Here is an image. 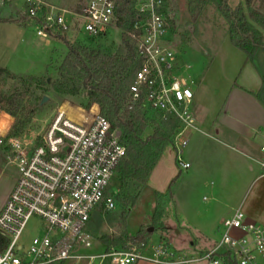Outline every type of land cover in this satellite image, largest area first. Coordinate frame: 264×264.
<instances>
[{
    "label": "built area",
    "instance_id": "1",
    "mask_svg": "<svg viewBox=\"0 0 264 264\" xmlns=\"http://www.w3.org/2000/svg\"><path fill=\"white\" fill-rule=\"evenodd\" d=\"M121 2L79 0L77 8L71 10L42 0H26L27 16L37 35L46 39L68 33L74 26L79 32L83 29L87 38L98 39L120 28L117 12ZM131 2L135 20L129 35L141 65L130 86V100L136 103L143 98L151 110L178 120L173 140L176 163L180 170L188 169L190 163L184 160L182 147L197 130L191 110V65L180 61L173 47L167 0ZM75 108H79L78 113ZM6 136H0V144ZM40 139L30 145L18 137L8 138L13 154L8 160L17 166L18 177L0 207V264H136L141 260L158 264L202 260L206 264H264V224L248 222L240 208L222 220L216 244L192 258L152 240L93 252L87 225L101 203L109 209L115 207L114 199L106 194L126 153L121 132L112 129L97 103L84 106L66 101ZM34 216L43 221V231L25 246L22 236Z\"/></svg>",
    "mask_w": 264,
    "mask_h": 264
},
{
    "label": "rangeland",
    "instance_id": "2",
    "mask_svg": "<svg viewBox=\"0 0 264 264\" xmlns=\"http://www.w3.org/2000/svg\"><path fill=\"white\" fill-rule=\"evenodd\" d=\"M42 1L71 10L76 9L79 2ZM228 4L232 8L242 5L248 16L245 0H228ZM252 7L264 14V0H253ZM167 8L173 47L180 61L191 65L190 73L194 81V73L205 77L204 96L210 102V108L217 109L222 100L221 94L242 67L244 52L233 45L229 23L215 1L207 2L197 17L188 0H167ZM27 11L26 0H0V20H14L0 23V67L14 75L0 77V90L5 96L15 94L22 98L16 110L17 118L12 116L13 124L16 121L15 128L12 131V124L0 144V207L7 200L18 177L17 166L7 162L8 157H13L8 138L18 137L30 145L37 144L58 108L66 101L76 105L88 104L83 91L78 95H64L51 90L48 84L57 78L60 64L68 51L65 40L109 53L116 52L122 44L121 28H114L98 39L87 38L83 29L79 32L77 26L61 36L49 39L40 37L33 21L28 20ZM46 95L49 99L42 104L41 100ZM153 129L154 125L151 124L144 136ZM191 148V141L182 147L184 159L190 156ZM162 158L160 167L148 179L128 216L121 202L125 189L118 176L114 175L106 198H113L115 207L106 208L103 202L93 212L87 225V232L93 241H101L106 234H119L122 231L135 234L141 228H148L151 234H148L147 240H152L153 244H165V247L185 258L198 256L216 244L222 233L219 219L231 211L233 204H225L226 199L221 195L223 191L214 188V181L207 176L208 172L204 180L193 174L191 167L180 172L173 144L167 147ZM170 173L173 174L168 177ZM138 187L132 182L126 184V190L133 195L139 190ZM159 213L160 217L155 221L154 216ZM123 217H126L125 222ZM42 231L41 218L32 217L22 236V243L27 246ZM187 264H206V261Z\"/></svg>",
    "mask_w": 264,
    "mask_h": 264
},
{
    "label": "trees",
    "instance_id": "3",
    "mask_svg": "<svg viewBox=\"0 0 264 264\" xmlns=\"http://www.w3.org/2000/svg\"><path fill=\"white\" fill-rule=\"evenodd\" d=\"M209 1L211 0H188L195 17ZM212 1L216 2L218 9L229 23L233 45L242 50L247 59H256L260 52H264V34L249 20L250 18L264 29V14L252 7L253 0H245L248 16L242 5L232 8L228 0ZM117 14L118 25L123 30L121 47L116 52L109 53L90 45L71 44L65 40L68 51L60 64L57 78L48 84L51 90L59 94L78 95L83 91L88 99L87 105L97 103L101 113L110 121L112 129L121 132L120 140L125 146L126 153L118 163L115 175L125 189L121 202L126 207L128 216L159 158L166 147L173 144L178 120L171 115L163 117L162 114L151 110L143 98L136 103L131 102L130 86L141 65L135 42L129 35L135 20L131 0H122ZM1 21L14 22L12 19ZM10 76L14 77L8 69L0 67L1 78ZM258 97L264 104V74ZM21 102L22 98L19 96L15 94L5 96L3 90H0V109L7 114L17 118L16 110ZM74 112L78 113L79 108H75ZM2 117L0 115V134L8 130L11 122L10 116L2 115ZM151 124L154 125V129L144 136ZM15 125L16 121L12 131ZM11 135L14 134L11 132ZM129 182L139 186V190L134 195L126 190V184ZM158 217L160 213L155 214L154 220L157 221ZM125 220L126 217H123V222ZM148 234H151L148 228H141L133 235H129L126 231L106 234L101 237V241L108 248L125 247L130 241L135 243L147 241Z\"/></svg>",
    "mask_w": 264,
    "mask_h": 264
},
{
    "label": "crops",
    "instance_id": "4",
    "mask_svg": "<svg viewBox=\"0 0 264 264\" xmlns=\"http://www.w3.org/2000/svg\"><path fill=\"white\" fill-rule=\"evenodd\" d=\"M4 22L10 21L0 20V23ZM252 23L264 34V29ZM263 74L264 53L260 52L253 60L245 55L241 69L221 94L218 108L212 110L204 96L205 77L194 73L191 110L197 132L191 134L186 142L191 141L192 148L190 156L184 160L190 163L193 174L199 179L204 180L208 172L207 176L214 181V188L223 191L221 195L226 199L225 204H233L231 211L219 219V224L237 208L245 213L248 222L264 224V104L258 97ZM0 115L8 114L0 110ZM8 116L11 117L8 130L0 136H6L13 124V117ZM163 154L149 179L160 167ZM133 234L129 232V235ZM106 249L108 247L102 241H93V252L100 253ZM136 264L158 263L141 260Z\"/></svg>",
    "mask_w": 264,
    "mask_h": 264
},
{
    "label": "water",
    "instance_id": "5",
    "mask_svg": "<svg viewBox=\"0 0 264 264\" xmlns=\"http://www.w3.org/2000/svg\"><path fill=\"white\" fill-rule=\"evenodd\" d=\"M48 99H49V97H48L47 95L44 96V97L42 98V100H41V103H42V104L45 103Z\"/></svg>",
    "mask_w": 264,
    "mask_h": 264
}]
</instances>
